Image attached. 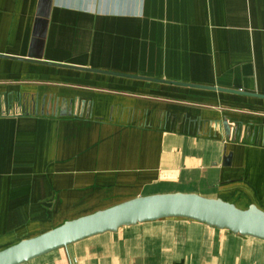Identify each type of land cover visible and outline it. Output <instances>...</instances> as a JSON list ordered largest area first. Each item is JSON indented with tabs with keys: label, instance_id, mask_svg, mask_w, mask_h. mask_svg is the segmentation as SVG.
Listing matches in <instances>:
<instances>
[{
	"label": "crops",
	"instance_id": "1",
	"mask_svg": "<svg viewBox=\"0 0 264 264\" xmlns=\"http://www.w3.org/2000/svg\"><path fill=\"white\" fill-rule=\"evenodd\" d=\"M0 111V249L154 193L264 211V0H0ZM21 264H264V240L163 218Z\"/></svg>",
	"mask_w": 264,
	"mask_h": 264
},
{
	"label": "water",
	"instance_id": "2",
	"mask_svg": "<svg viewBox=\"0 0 264 264\" xmlns=\"http://www.w3.org/2000/svg\"><path fill=\"white\" fill-rule=\"evenodd\" d=\"M27 107L15 104L12 114ZM31 109H35L33 106ZM56 103L52 106L56 114ZM27 113V110H24ZM1 112V111H0ZM42 113V112H41ZM232 152L223 147L221 165L229 166ZM163 218H186L242 236L264 240V211L253 203L238 208L218 197L194 192H163L135 196L108 207L64 220L58 225L0 249V264H21L81 239L114 232L120 226Z\"/></svg>",
	"mask_w": 264,
	"mask_h": 264
},
{
	"label": "rangeland",
	"instance_id": "3",
	"mask_svg": "<svg viewBox=\"0 0 264 264\" xmlns=\"http://www.w3.org/2000/svg\"><path fill=\"white\" fill-rule=\"evenodd\" d=\"M107 203H106V200H100V201H97V202H93V206H99V205H101V207L102 206H105ZM105 207H107V206H105ZM105 207H102V208H105ZM102 208H100V209H102ZM88 209H90V208H86L85 210H88ZM96 210H98V209H96ZM95 211V210H94ZM93 212V211H92ZM90 213V212H89ZM87 214V213H86ZM84 215V214H83ZM73 215H71V214H64L63 216H60V217H57V218H54V220L52 221V224H56V225H58L59 223H61L62 221H64V220H68V219H72V218H75V217H72ZM70 217H72V218H70ZM77 217V216H76ZM56 225H54V226H56ZM54 226H52V227H54ZM52 227H50V228H52ZM49 229V228H48ZM47 230V229H46ZM45 231V230H44Z\"/></svg>",
	"mask_w": 264,
	"mask_h": 264
}]
</instances>
